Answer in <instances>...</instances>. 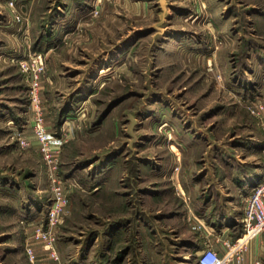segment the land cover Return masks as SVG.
<instances>
[{
	"label": "rangeland",
	"instance_id": "obj_1",
	"mask_svg": "<svg viewBox=\"0 0 264 264\" xmlns=\"http://www.w3.org/2000/svg\"><path fill=\"white\" fill-rule=\"evenodd\" d=\"M30 51L45 56L70 202L63 263L194 264L185 215L222 179L217 147H264V0H0V264H27L53 196L19 64Z\"/></svg>",
	"mask_w": 264,
	"mask_h": 264
},
{
	"label": "crops",
	"instance_id": "obj_2",
	"mask_svg": "<svg viewBox=\"0 0 264 264\" xmlns=\"http://www.w3.org/2000/svg\"><path fill=\"white\" fill-rule=\"evenodd\" d=\"M78 7H80V12L85 10L83 4H79ZM226 7L227 5L225 4V16L228 13ZM50 49L52 50L53 48ZM260 90V96H263L264 84ZM0 109H2L1 106ZM16 116L18 115L16 114ZM16 116L12 119L19 118ZM241 138H244L243 135H241ZM242 142L239 143L244 145V140ZM260 145L256 150L249 147V156L247 153L244 156L242 155V147L239 150L238 146H227L224 151L217 147L215 157L222 160L218 162L215 169L218 175L220 173L222 179L209 183L208 192L210 191V193L208 195H206V192L202 194V191H200L201 195H196V199L193 198L189 203L190 207L188 208L187 215H185V219L187 218L186 221L190 222L188 223L189 225H196V235L194 239L189 237L184 239V242L181 244L183 245V251H189L188 253L192 256L195 253H199L206 246H211L223 254L225 251L222 243L223 239L225 240L228 237L235 238L239 235L242 230L241 220L245 197L243 194L245 192L248 193L247 191L252 187L253 182L259 177L258 173L264 169V160L259 158V154L263 151ZM241 155L243 156L242 158ZM252 155L253 159L247 158ZM224 156L227 157L225 158ZM183 218L180 216L178 219L183 220ZM185 225L182 224L186 228ZM146 226L145 230L147 231V228L150 230V225ZM250 241L242 259L240 261H231L229 264H264V230L259 231ZM27 243L34 245L39 258V264H56L41 242L28 239ZM189 245L191 247H188ZM11 264L24 263L15 262ZM27 264H30L29 261Z\"/></svg>",
	"mask_w": 264,
	"mask_h": 264
},
{
	"label": "built area",
	"instance_id": "obj_3",
	"mask_svg": "<svg viewBox=\"0 0 264 264\" xmlns=\"http://www.w3.org/2000/svg\"><path fill=\"white\" fill-rule=\"evenodd\" d=\"M95 11L97 12V10ZM28 54L26 58L19 61V64L24 70L23 72L26 73L29 83V108L33 115L32 133L37 141L38 150L47 165L50 189L53 195L48 205L45 223H38L32 227L31 238L33 241L42 243L56 264H64L58 253L59 250L56 248L58 234H56L55 227L70 202L65 183L57 173L60 148L53 146L42 103L41 89L43 87H41V82L42 75L46 71V61L45 56L39 51H30ZM261 112L264 114L263 110ZM18 140L21 147L29 145L25 136H20ZM258 174L259 177L253 182L249 193L244 197L240 236L223 239L222 243L225 247L223 254L211 246L201 249L194 255V264H229L234 260L240 261L252 237L264 230V169ZM25 249L29 263L39 264L34 245L27 243Z\"/></svg>",
	"mask_w": 264,
	"mask_h": 264
},
{
	"label": "trees",
	"instance_id": "obj_4",
	"mask_svg": "<svg viewBox=\"0 0 264 264\" xmlns=\"http://www.w3.org/2000/svg\"><path fill=\"white\" fill-rule=\"evenodd\" d=\"M260 146H262V148H264L262 144H261ZM28 196H29V194H28ZM240 234H241V232L239 233V235H238L237 237H239V236H240Z\"/></svg>",
	"mask_w": 264,
	"mask_h": 264
},
{
	"label": "water",
	"instance_id": "obj_5",
	"mask_svg": "<svg viewBox=\"0 0 264 264\" xmlns=\"http://www.w3.org/2000/svg\"><path fill=\"white\" fill-rule=\"evenodd\" d=\"M160 3H163L165 0H158Z\"/></svg>",
	"mask_w": 264,
	"mask_h": 264
}]
</instances>
